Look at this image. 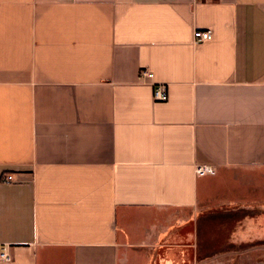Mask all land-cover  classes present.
<instances>
[{"label": "crops", "instance_id": "1", "mask_svg": "<svg viewBox=\"0 0 264 264\" xmlns=\"http://www.w3.org/2000/svg\"><path fill=\"white\" fill-rule=\"evenodd\" d=\"M240 211L246 246L202 255V219ZM4 245L0 264H264V0H0Z\"/></svg>", "mask_w": 264, "mask_h": 264}, {"label": "rangeland", "instance_id": "2", "mask_svg": "<svg viewBox=\"0 0 264 264\" xmlns=\"http://www.w3.org/2000/svg\"><path fill=\"white\" fill-rule=\"evenodd\" d=\"M242 218H245V212L233 213L232 216L224 217H213L206 218L207 221L202 219L200 223L201 235H203L202 246L203 253L202 255L213 256L215 251L223 249H241L246 246L247 240L245 238H238L237 241H233L230 237L232 231L240 228L244 225ZM224 220V221H223ZM218 258L220 256H217ZM247 255H224L221 256L223 260L228 262L238 261L239 264H248ZM261 259L262 256H259Z\"/></svg>", "mask_w": 264, "mask_h": 264}, {"label": "built area", "instance_id": "3", "mask_svg": "<svg viewBox=\"0 0 264 264\" xmlns=\"http://www.w3.org/2000/svg\"><path fill=\"white\" fill-rule=\"evenodd\" d=\"M194 35H195L196 40H198V41H205V40H210V39L213 38V32L210 29H207V30L197 29V30H195ZM150 75H152V73L149 70H144L143 76H150ZM154 97L156 99H160V100L167 99L168 92H167L165 86L158 85L155 88ZM196 172L197 173H200V174H204V173H214L215 170H214L213 166H211V165H208V164H200V165H198L196 167ZM5 180L8 181V182L12 181V176L11 175H8L5 178ZM0 258L2 260H5V261L12 260V256L8 252V246L7 245H4L1 248V250H0Z\"/></svg>", "mask_w": 264, "mask_h": 264}]
</instances>
